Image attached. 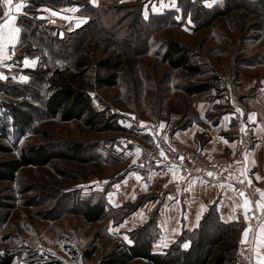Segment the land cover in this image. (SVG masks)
<instances>
[{"label": "crops", "instance_id": "crops-1", "mask_svg": "<svg viewBox=\"0 0 264 264\" xmlns=\"http://www.w3.org/2000/svg\"><path fill=\"white\" fill-rule=\"evenodd\" d=\"M67 1L55 7L42 5L32 9L29 1H12L9 5L0 0V25H3L0 27V80L13 77L11 67L14 63L19 67V82H26V69L38 67L39 57L26 54L28 49L22 45L20 16L35 17L42 21L51 35L59 37L75 31L86 21L87 17L79 12L76 0ZM136 1L141 5L143 15L145 12L149 15L178 10V0ZM197 1L205 8L224 3V0ZM87 2L97 6L100 0H95V4L91 0ZM18 3H23L24 7L17 12ZM186 21L187 26L192 27V22ZM224 23L230 24L228 21ZM262 27L264 29V21ZM17 28L19 32L15 33ZM209 39L212 43H230L234 38L215 36ZM234 42L240 44L236 53H225L224 49H219L209 55L212 68L222 80V84L215 86L219 90L214 91L210 87L203 94L190 95L198 98L191 99L182 119L174 122L158 119L146 123L138 131L146 135L138 136L143 140L138 138L122 143V151L119 152L124 156L127 168L119 177L106 183L102 192L109 209H122L130 204L136 206L120 221L111 219L108 226L115 233L107 231L109 234L116 238L119 234L128 235L152 222L157 228L153 250L163 252L178 240L183 231L197 228L210 207L214 206L223 222L243 223L238 234L235 264H241L243 256L249 258L250 264L264 262V207H261L264 205V196L261 195L264 191L244 189L248 184L264 179V48L258 45H264V35L239 36ZM241 127H248L251 137L248 149L239 158L240 141L236 134ZM159 137L172 144L198 150L207 160L223 165L228 177L198 176L176 166L153 170L140 167L139 157ZM240 187L243 189L238 191ZM250 209L256 213L253 225H248L245 218L246 211ZM128 237L122 240L131 243ZM188 246V241L181 243L184 249Z\"/></svg>", "mask_w": 264, "mask_h": 264}, {"label": "rangeland", "instance_id": "rangeland-1", "mask_svg": "<svg viewBox=\"0 0 264 264\" xmlns=\"http://www.w3.org/2000/svg\"><path fill=\"white\" fill-rule=\"evenodd\" d=\"M114 2L122 8H118L112 18L96 21L101 28L98 32L86 30L70 59L73 61L75 56L83 57L90 62L92 66L82 78L85 89L96 107L116 115L117 123L125 129L97 132L87 129L78 120L38 121V127L52 135L57 148L65 149L71 143H81L84 149L82 158L86 162H55L43 167H26L21 170L16 182L0 185V197L10 195V202L14 205L6 222L0 217V253L4 249L11 250L15 254L13 264H27L33 260V263H48L55 259L62 264H104V257L128 235L119 234L116 238L107 232L115 231L108 226L112 223L111 215L99 222L84 221L81 216L82 203L76 200L97 199L102 195L106 183L126 170L127 164L119 151H122V143L135 141L139 135H144L138 132L141 125L158 119L174 122L183 118L191 99L198 98L186 95L183 86L211 75L214 69L209 62L210 53L224 49L225 53L234 54L240 45L233 44L236 37L264 35L263 27L250 29L226 24L221 28L192 31L178 13L176 24L148 27L152 30V42L146 50V44L145 48L141 44L145 27L136 19L137 8H124L127 4H137V1ZM144 17L147 18L146 12ZM215 36L234 39L230 43H212L209 38ZM173 38L191 51L194 60L204 63L202 66H205L208 74L190 77L161 61L158 54L160 47ZM258 45L264 48L263 44ZM112 52L121 53L127 62L118 83L103 89L89 87L88 83L93 82L96 72L95 61ZM66 63L69 64L67 58ZM11 71L13 77L10 79L19 82L21 78L16 63ZM26 77L28 81L29 76ZM214 84L211 87L217 91L219 89L215 86L222 84V80ZM39 141L40 138L32 133L21 140L22 143ZM129 209L125 208L128 212ZM123 215L121 211L116 212L113 218L118 222ZM92 244L97 245L98 253L87 260L81 254Z\"/></svg>", "mask_w": 264, "mask_h": 264}, {"label": "trees", "instance_id": "trees-1", "mask_svg": "<svg viewBox=\"0 0 264 264\" xmlns=\"http://www.w3.org/2000/svg\"><path fill=\"white\" fill-rule=\"evenodd\" d=\"M115 0H100L97 6L87 0H76L79 12L87 19L75 31L62 37L51 35L42 21L35 17L22 15L18 23L22 27V45L28 49L26 54L39 57L36 69H26L29 76L26 82H15L12 79L0 80V185L16 182L19 173L26 167H43L55 162L84 163L81 143H71L61 149L54 145L52 135L38 127L41 119H58L61 122L78 120L91 131H123L125 128L117 123V116L99 109L94 104L90 93L82 82L88 68L92 65L83 57L71 61L76 53L83 33L87 30L98 32L101 28L98 21L112 18V14L121 5ZM117 1V0H116ZM31 8L42 5L58 6L67 0H29ZM117 6V7H116ZM178 10H166L162 13H151L144 17L141 5L127 4L124 8H137L136 19L142 24L144 34L142 47L148 50L152 42L149 26L176 24L178 13L181 18L192 22V31L205 28H221L228 21L230 26L238 25L260 29L264 21V0H224L222 6L205 8L197 0H178ZM201 15L200 19L198 16ZM97 21V22H96ZM97 25H94V24ZM98 30V31H97ZM148 37V38H147ZM159 57L169 68L181 70L190 77L208 74L200 61L194 60L191 51L176 39L166 40L158 51ZM66 58L69 64L66 63ZM95 76L89 87L103 89L115 86L127 67L126 59L119 52H112L94 63ZM209 71V70H208ZM183 86L186 95H199L207 92L220 78L213 70L205 79ZM36 134L37 143H22L23 137ZM104 192L97 199H78L82 203L81 216L88 223L99 222L110 215L135 208L128 205L122 209H109L104 199ZM11 196L0 197V217L4 222L9 218L14 207ZM129 209V210H130ZM127 211V212H126ZM242 222H223L214 206L202 218L199 226L192 231H183L178 240L163 252L153 250L157 228L152 222L128 233L131 243L121 241L104 257V264H235L238 247V234ZM211 229V230H210ZM188 241L189 246L182 248L181 243ZM98 253V247L92 244L82 252L83 258L91 260ZM15 254L4 249L0 253V264H13ZM27 264H62L55 259L44 263Z\"/></svg>", "mask_w": 264, "mask_h": 264}, {"label": "built area", "instance_id": "built-area-1", "mask_svg": "<svg viewBox=\"0 0 264 264\" xmlns=\"http://www.w3.org/2000/svg\"><path fill=\"white\" fill-rule=\"evenodd\" d=\"M12 1L15 2L18 0ZM236 136L240 141L238 157L242 158L249 147L251 137L250 129L248 127H241ZM161 153L164 155H161ZM138 165L147 170L165 166H176L188 173H193L198 176L213 179H226L228 177V172L220 163L207 160L196 149L172 144L164 137L157 138L150 147L142 153L138 159ZM208 173H212V175L209 176ZM241 188L242 187L238 188V191H240ZM244 189L248 191H264V179L259 183H250ZM245 218L248 225H253L256 222L255 211L253 209L246 211ZM240 263L250 264L249 258L244 256L241 257Z\"/></svg>", "mask_w": 264, "mask_h": 264}, {"label": "snow or ice", "instance_id": "snow-or-ice-1", "mask_svg": "<svg viewBox=\"0 0 264 264\" xmlns=\"http://www.w3.org/2000/svg\"><path fill=\"white\" fill-rule=\"evenodd\" d=\"M3 2L5 3V4H11V2H12V0H3ZM91 2L93 3V4H95V0H91ZM174 6V5H173ZM24 7V4L23 3H18V4H16V11L18 12L20 9H22ZM55 14V13H54ZM6 15H7V13H6ZM12 19H14V18H12ZM12 19H10L9 20V24H11L12 23ZM77 26H79V25H77ZM0 27H3V25H0ZM14 32L15 33H18L19 32V29L17 28V29H14ZM0 55H2V50H0ZM25 63L27 64L28 63V61L26 60L25 61ZM250 119H251V116H250ZM161 127H163V125H161ZM242 131H243V129H242ZM227 142V141H226ZM161 155H164L163 153H161ZM208 175L209 176H211L212 175V173H208ZM261 195L262 196H264V193H261ZM247 201L245 202V207H247ZM261 207H264V205H261ZM247 231V230H246ZM243 242V241H242ZM262 264H264V262H262Z\"/></svg>", "mask_w": 264, "mask_h": 264}]
</instances>
